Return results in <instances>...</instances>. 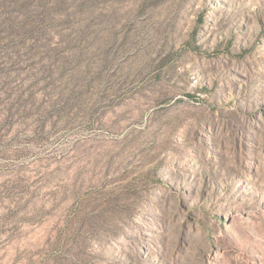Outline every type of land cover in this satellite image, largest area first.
I'll use <instances>...</instances> for the list:
<instances>
[{
	"label": "rangeland",
	"instance_id": "1",
	"mask_svg": "<svg viewBox=\"0 0 264 264\" xmlns=\"http://www.w3.org/2000/svg\"><path fill=\"white\" fill-rule=\"evenodd\" d=\"M0 264H264V0H0Z\"/></svg>",
	"mask_w": 264,
	"mask_h": 264
}]
</instances>
